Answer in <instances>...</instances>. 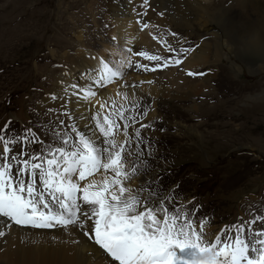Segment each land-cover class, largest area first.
<instances>
[{
    "label": "rangeland",
    "instance_id": "rangeland-1",
    "mask_svg": "<svg viewBox=\"0 0 264 264\" xmlns=\"http://www.w3.org/2000/svg\"><path fill=\"white\" fill-rule=\"evenodd\" d=\"M107 2L0 0V136L22 141L31 129L45 143L61 146L63 131L57 127L59 123L52 104L45 101L53 86L51 76L67 66L79 68L74 55L80 47L74 33L76 29L87 28L85 43L91 41L89 35L102 40L107 33L103 31L111 27L104 15ZM86 3L96 8L97 11L93 9L95 14L87 13ZM138 6H134L136 16L142 10ZM65 8H68L66 14ZM146 8L142 10L146 13L143 20L153 27L157 43H153L152 48L141 44L135 51L161 57L178 54L182 63L155 72L139 69L140 75H149L148 83L156 85L158 95L142 92L135 100H127L116 107L123 110L125 117H136L135 121L128 120L130 140L126 154L138 169L130 186L139 191L142 198L165 200V207L179 214L181 220L189 211L191 220L199 225L208 222L223 226L227 221L233 225L239 215L236 223H246L254 215H264V116L261 117L264 103L256 100L264 96V70L251 71L227 49L223 54L231 57L217 60L211 66L213 74L207 76L210 64L188 69L184 61L199 47L195 38H201L207 30L166 24L164 20L158 22L155 15L160 16L162 11L157 10L154 2ZM34 11L41 16L48 14L46 24L38 33L36 29L31 30L36 35L31 37V47L27 51L11 52L10 33L12 37L25 31L29 25L25 18ZM72 13L73 20L69 19ZM77 15L82 18L80 22L76 21ZM62 19L65 21L60 22ZM63 23L66 29L62 28ZM210 26L216 27L215 24ZM98 41L93 45L95 48ZM182 48L188 51L181 52ZM137 61L148 63L150 68L154 66V62L135 55L133 63ZM189 70L204 74L190 76ZM192 84L201 85V94L178 95L188 92ZM164 89L169 90L168 96ZM153 111L158 115L150 118L149 113ZM112 113L115 115L114 109ZM141 125L150 127L141 128ZM137 129L141 132L138 141ZM2 144L0 141V148ZM13 147L15 151L22 144ZM27 147L35 152L38 145L33 143ZM187 193L194 198L190 207L184 204ZM257 224L254 229L261 226L260 222Z\"/></svg>",
    "mask_w": 264,
    "mask_h": 264
},
{
    "label": "snow or ice",
    "instance_id": "snow-or-ice-1",
    "mask_svg": "<svg viewBox=\"0 0 264 264\" xmlns=\"http://www.w3.org/2000/svg\"><path fill=\"white\" fill-rule=\"evenodd\" d=\"M145 5L150 6L149 0H142V7ZM144 16L143 11L137 13L138 22L147 28ZM127 51L129 57L119 66L98 57L88 77L91 83L68 84L65 94L90 101L97 95L93 86L104 88L117 78L123 79L125 66L155 72L182 63L178 54L161 57L135 51L137 57L155 62L150 68L148 63H133L134 49ZM203 74L188 71L190 76ZM97 103L100 107L92 116L94 129L87 132L78 126L69 103L61 106L62 111L55 110L61 117V146L45 143L31 129L22 141L0 136V217L39 229L75 227L103 251L109 264H264V227L253 230L257 222L264 224V215H254L246 223H236L208 238L203 225L186 217L181 220L165 207V200L142 198L130 187L138 169L126 154L128 120L136 117H125L115 105V115L105 112V104ZM135 136L138 141L139 129ZM33 143L38 145L35 152L27 147ZM15 144L22 147L14 151ZM104 257L97 259L93 250L90 264H104Z\"/></svg>",
    "mask_w": 264,
    "mask_h": 264
},
{
    "label": "bare ground",
    "instance_id": "bare-ground-1",
    "mask_svg": "<svg viewBox=\"0 0 264 264\" xmlns=\"http://www.w3.org/2000/svg\"><path fill=\"white\" fill-rule=\"evenodd\" d=\"M225 1L230 2V4L226 5ZM151 2L156 4L159 12L162 11L160 16L155 15L158 22L164 20L165 23L178 24L179 27L207 30V32H203L201 38H195L199 47L194 49L184 61V65L188 69L195 66L201 68L210 64V68H208L210 71L207 76L213 74L211 66L217 60L223 57H231L223 54L224 49H227L236 60L242 62L251 71L261 72L264 70V0H150V6ZM88 4L86 3L87 13L95 14L94 10L97 11L96 8ZM136 4L142 10L147 6L142 7V0H108L104 15L107 21L109 19L111 27L102 30L104 33L107 32L103 34L102 40L99 39L98 41L95 39L97 36L89 35L92 42L85 43L87 28H85L86 30H83V28L76 29L74 33L76 39L80 42V47L78 46L74 55H76L75 63L78 64L79 68L67 66L66 69L51 76L53 86L45 101L52 104L51 107L54 110H61L64 103H69L70 110L78 126L86 132L94 129L92 116L100 107L97 101L105 104V112H113V105L117 107L124 102L126 103L127 100H135L136 96H140L142 92L152 93L153 96L158 95L155 90L156 85L153 86L148 83L149 75H140L138 68L128 69L126 66L122 69L124 71L123 79L117 78L112 84H106L104 88L93 86L97 95L90 101H85L82 97L78 98L74 95L67 96L64 92V88L68 84L88 85L91 83L88 77L93 74L98 57H106L110 63L119 66L121 60L129 57L128 48H133L135 51L138 50L137 47L141 44L152 48L153 43H157V41L154 42L156 37H154L153 27L148 24L147 28H143L142 24L138 22V17L134 14ZM38 6L40 4H37ZM70 7L69 4L68 8ZM68 8H65L64 14H66ZM77 16L76 21L80 22L82 18L79 15ZM47 17L48 14L43 13L41 16L39 12L36 13L35 11L29 16L27 15L25 23H29L27 27L29 29L25 28V31L22 30V33L18 36L11 37V33L9 35V49L12 50L11 52L15 51L19 54L20 51H27L31 47L29 46L31 44L29 41L32 40L31 37L34 38V34L36 35L39 32L38 30H41L40 27H44ZM190 17L192 20L189 19ZM69 19H74L73 13ZM63 21L65 20H60V22ZM213 24L216 27L210 26ZM65 27L66 25L63 23L62 28ZM34 29L37 30L36 33L31 32ZM95 40L99 42L97 48L93 46ZM134 51L131 54L132 61L135 56ZM11 52H9V55ZM52 53L54 54V51ZM68 54L66 53V55ZM140 70L145 72L143 69ZM170 72L171 70L167 74H170ZM174 82L178 81L174 80ZM200 86L192 84L188 92L178 95L201 94ZM164 94L168 96L170 94L169 90L164 89ZM52 96H57L59 99L53 100ZM256 100L259 101L257 103H264V96L260 95ZM157 115L154 111L149 113L150 118ZM261 115L263 117L264 113ZM55 119L59 123L61 117L55 114ZM63 119L67 121V117H63ZM85 125H87V128L84 127ZM57 127L63 131L60 124ZM247 128L250 129L251 127ZM187 194L185 195L187 198L184 200V204H188V207H190L194 204V198L192 194ZM186 214V218L191 220L192 214L190 215L189 211ZM213 214L218 215L214 212ZM240 217L241 215L235 218L233 223L236 224ZM229 223L231 222L229 221ZM260 224L259 228L256 227L253 230L262 228V223L260 222ZM197 225L199 226V224ZM220 225L217 226L213 223L211 225V223L204 222L203 231L208 238H214L227 226L226 223L223 226ZM0 232L4 233L0 236V262L4 264H90L93 250H95L97 259L104 257L103 251L98 246L90 242L87 237H84L77 228L71 226L67 230L62 226L53 229H39L16 225L14 222L0 217ZM104 264H109V258L104 257Z\"/></svg>",
    "mask_w": 264,
    "mask_h": 264
}]
</instances>
